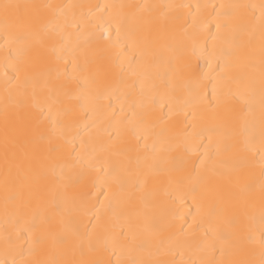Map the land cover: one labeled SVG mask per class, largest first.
<instances>
[{
    "label": "bare ground",
    "instance_id": "bare-ground-1",
    "mask_svg": "<svg viewBox=\"0 0 264 264\" xmlns=\"http://www.w3.org/2000/svg\"><path fill=\"white\" fill-rule=\"evenodd\" d=\"M5 2L0 264H264V0Z\"/></svg>",
    "mask_w": 264,
    "mask_h": 264
},
{
    "label": "snow or ice",
    "instance_id": "snow-or-ice-1",
    "mask_svg": "<svg viewBox=\"0 0 264 264\" xmlns=\"http://www.w3.org/2000/svg\"><path fill=\"white\" fill-rule=\"evenodd\" d=\"M23 6L19 4H14V3H0V16L3 17L4 21V27H5V32L4 35L6 37L5 43L7 44L8 38L11 37V31L13 29H16L20 27L23 23L22 21V13H21V8ZM45 7L51 8V5H46ZM262 16H264V8H262ZM106 31V30H105ZM55 51V49H53ZM23 55V52L21 50H8L6 53V60H18L21 56ZM123 56V52L117 53V61L119 58ZM61 243L63 242L62 240L60 241ZM264 243V241H262ZM13 264H16L14 261ZM90 264H104L103 261H92ZM135 264V262H133Z\"/></svg>",
    "mask_w": 264,
    "mask_h": 264
}]
</instances>
